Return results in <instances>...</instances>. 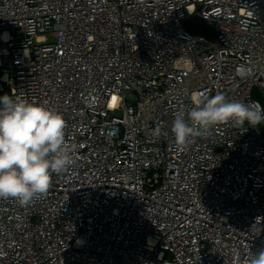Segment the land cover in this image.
Segmentation results:
<instances>
[{"label": "built area", "instance_id": "obj_1", "mask_svg": "<svg viewBox=\"0 0 264 264\" xmlns=\"http://www.w3.org/2000/svg\"><path fill=\"white\" fill-rule=\"evenodd\" d=\"M216 94L264 107V0H0V96L60 113L75 146L47 193L0 198V264H250L263 133L217 124L181 150L171 131Z\"/></svg>", "mask_w": 264, "mask_h": 264}, {"label": "clouds", "instance_id": "obj_2", "mask_svg": "<svg viewBox=\"0 0 264 264\" xmlns=\"http://www.w3.org/2000/svg\"><path fill=\"white\" fill-rule=\"evenodd\" d=\"M229 122L257 126L264 123V107L228 100L223 94L202 96L195 107L175 111L171 131L183 150L203 131ZM65 126L55 110L0 96V198L26 206L49 191L52 173L64 172L75 161V146L66 140ZM160 131L155 129L156 134ZM250 264H264V249L253 255Z\"/></svg>", "mask_w": 264, "mask_h": 264}, {"label": "rangeland", "instance_id": "obj_3", "mask_svg": "<svg viewBox=\"0 0 264 264\" xmlns=\"http://www.w3.org/2000/svg\"><path fill=\"white\" fill-rule=\"evenodd\" d=\"M186 26L190 31H192L193 33H196V34L207 35V34H209V32L212 31V27H211L212 25L207 24L205 22H202L198 25H194L190 21H188V22H186ZM262 101H264V100H262Z\"/></svg>", "mask_w": 264, "mask_h": 264}, {"label": "water", "instance_id": "obj_4", "mask_svg": "<svg viewBox=\"0 0 264 264\" xmlns=\"http://www.w3.org/2000/svg\"><path fill=\"white\" fill-rule=\"evenodd\" d=\"M191 21H192V24L198 25L200 23V18L198 16L194 15L191 17ZM258 127L264 135V123L259 124Z\"/></svg>", "mask_w": 264, "mask_h": 264}, {"label": "trees", "instance_id": "obj_5", "mask_svg": "<svg viewBox=\"0 0 264 264\" xmlns=\"http://www.w3.org/2000/svg\"><path fill=\"white\" fill-rule=\"evenodd\" d=\"M261 103H262V104H263V106H264V101H262V100H261Z\"/></svg>", "mask_w": 264, "mask_h": 264}]
</instances>
